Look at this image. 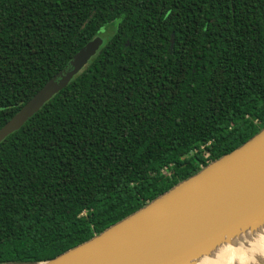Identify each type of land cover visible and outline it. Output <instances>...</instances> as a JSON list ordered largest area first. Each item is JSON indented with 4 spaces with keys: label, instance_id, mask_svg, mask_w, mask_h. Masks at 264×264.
Listing matches in <instances>:
<instances>
[{
    "label": "trees",
    "instance_id": "obj_1",
    "mask_svg": "<svg viewBox=\"0 0 264 264\" xmlns=\"http://www.w3.org/2000/svg\"><path fill=\"white\" fill-rule=\"evenodd\" d=\"M0 264L90 240L264 128V0H0Z\"/></svg>",
    "mask_w": 264,
    "mask_h": 264
},
{
    "label": "water",
    "instance_id": "obj_2",
    "mask_svg": "<svg viewBox=\"0 0 264 264\" xmlns=\"http://www.w3.org/2000/svg\"><path fill=\"white\" fill-rule=\"evenodd\" d=\"M81 48L1 129L18 131L97 54ZM264 220V128L136 212L45 262L7 264H189L195 257Z\"/></svg>",
    "mask_w": 264,
    "mask_h": 264
},
{
    "label": "bare ground",
    "instance_id": "obj_3",
    "mask_svg": "<svg viewBox=\"0 0 264 264\" xmlns=\"http://www.w3.org/2000/svg\"><path fill=\"white\" fill-rule=\"evenodd\" d=\"M189 264H264V220L246 227Z\"/></svg>",
    "mask_w": 264,
    "mask_h": 264
},
{
    "label": "rangeland",
    "instance_id": "obj_4",
    "mask_svg": "<svg viewBox=\"0 0 264 264\" xmlns=\"http://www.w3.org/2000/svg\"><path fill=\"white\" fill-rule=\"evenodd\" d=\"M115 28H116V22L111 23V24L105 26L100 31V37H97V38H100L101 39L102 45L105 44L106 41L113 35V33L115 32Z\"/></svg>",
    "mask_w": 264,
    "mask_h": 264
}]
</instances>
